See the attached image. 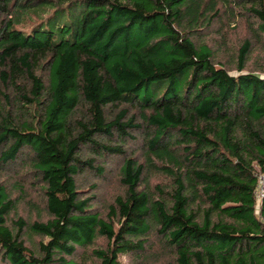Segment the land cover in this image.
<instances>
[{"label": "trees", "instance_id": "trees-1", "mask_svg": "<svg viewBox=\"0 0 264 264\" xmlns=\"http://www.w3.org/2000/svg\"><path fill=\"white\" fill-rule=\"evenodd\" d=\"M262 173L264 0H0L1 264H264Z\"/></svg>", "mask_w": 264, "mask_h": 264}, {"label": "rangeland", "instance_id": "rangeland-1", "mask_svg": "<svg viewBox=\"0 0 264 264\" xmlns=\"http://www.w3.org/2000/svg\"><path fill=\"white\" fill-rule=\"evenodd\" d=\"M166 83H167V81H165L163 83V86L160 89V91L158 92V95H160L163 92L164 87L166 86ZM4 178L8 179L7 177H4ZM17 179H19V177ZM15 180L16 179H14V180L10 179L9 182L11 184H13ZM24 181H26L28 183L33 182L32 178H29V177H27ZM38 186H39L38 184H36L35 187L28 186V191H27V194L24 196V198L18 197V211H17V213H15V215H17V214L21 215L22 217H24L25 219H27L29 221H35L37 219H42V220L47 219L48 214L44 210V204L42 202V197L39 193ZM88 187H90L89 184L85 185L84 190H86V192H88L89 195H92V194L97 195L96 196V198H97L96 204H95L96 209L99 210L100 212H105L107 209V205L109 204V202L112 201V196L118 188L116 180H114L113 177L108 178V180H106L105 183L103 182L98 186L99 188L96 191H94L92 189H88ZM16 194H18V192ZM36 205L38 207H36ZM15 215L13 213V216H15ZM97 244L98 245H104L105 240L102 238H99L97 241ZM86 252L87 251L85 249H79L77 251V254H76V259L79 262H81V264H93V263H95V260L92 259V256L89 255L87 257Z\"/></svg>", "mask_w": 264, "mask_h": 264}, {"label": "built area", "instance_id": "built-area-1", "mask_svg": "<svg viewBox=\"0 0 264 264\" xmlns=\"http://www.w3.org/2000/svg\"><path fill=\"white\" fill-rule=\"evenodd\" d=\"M264 196V173L261 174L260 177V186L256 191V197L259 201H261V199Z\"/></svg>", "mask_w": 264, "mask_h": 264}]
</instances>
